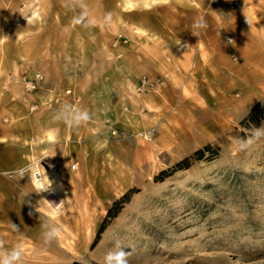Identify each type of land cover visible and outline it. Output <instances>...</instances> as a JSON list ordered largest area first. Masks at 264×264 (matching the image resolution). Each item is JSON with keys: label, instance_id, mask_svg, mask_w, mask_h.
<instances>
[{"label": "rangeland", "instance_id": "rangeland-1", "mask_svg": "<svg viewBox=\"0 0 264 264\" xmlns=\"http://www.w3.org/2000/svg\"><path fill=\"white\" fill-rule=\"evenodd\" d=\"M24 5L0 0L4 248L21 264H103L117 242L128 264H264V139L234 142L264 124L242 123L264 99V0ZM45 152L62 199L16 174ZM45 199L64 200L54 219Z\"/></svg>", "mask_w": 264, "mask_h": 264}, {"label": "clouds", "instance_id": "clouds-1", "mask_svg": "<svg viewBox=\"0 0 264 264\" xmlns=\"http://www.w3.org/2000/svg\"><path fill=\"white\" fill-rule=\"evenodd\" d=\"M152 2L155 6L166 4L168 0H152ZM206 26V23L201 18L194 27L197 29H202ZM192 34L198 36V32L196 31H194ZM80 120H88V113L86 111L82 112L77 118V126H79ZM260 139H264V124H262L260 127H254L250 130V133L243 138H234V142L240 150H245L249 148L255 141ZM45 158H49L47 152L43 153L42 159L29 161L24 167L16 170V174L21 179L27 177L33 182V187L36 193L49 192L53 190V182L46 174L42 175L39 171L41 161H43ZM48 205L50 209V211L48 212V216L51 219H54L57 215L60 214V211L64 206V200H61L59 203L48 201ZM36 211L39 212L40 209L36 208ZM32 214V212H29L30 216ZM61 233V227L55 224L47 223L43 226L42 236L45 243H51L54 240H59L61 238ZM3 245V240H0V264H21L22 256L24 254L23 246L21 244H16L9 250L5 249ZM129 255L130 253L126 251L119 242H117L116 246L113 249H110L104 255L103 264H128Z\"/></svg>", "mask_w": 264, "mask_h": 264}, {"label": "bare ground", "instance_id": "bare-ground-1", "mask_svg": "<svg viewBox=\"0 0 264 264\" xmlns=\"http://www.w3.org/2000/svg\"><path fill=\"white\" fill-rule=\"evenodd\" d=\"M36 2H38V0H25V5L21 10V12L24 14V16H27L29 14H31V16H33V15L37 14V12L35 10H33L32 12L30 11L27 14H25L30 9V7H32ZM150 2H152V0H150ZM260 77H264V74H261ZM50 137H51V139H50ZM53 138H54L53 133L51 131H48L45 139L46 140H52ZM39 171L41 172L42 175L46 174L49 177V179L53 182L52 183V189L53 190L49 191V192L54 193V195H56L60 199H62L61 198V185L63 183V177H62V174L56 170L55 162H53L49 159H45L43 161V164L41 165V168H39ZM49 192H43V193H41V195L46 197V194H48ZM46 201L48 202L47 199H46Z\"/></svg>", "mask_w": 264, "mask_h": 264}, {"label": "trees", "instance_id": "trees-1", "mask_svg": "<svg viewBox=\"0 0 264 264\" xmlns=\"http://www.w3.org/2000/svg\"><path fill=\"white\" fill-rule=\"evenodd\" d=\"M264 116V99L263 101H259L257 102L250 110L249 114L247 115V117L242 121V123L247 126V127H251V126H257L259 120L261 119V117ZM197 154L201 153V150H198L196 152ZM187 162V159L182 160L181 162L176 164V168H179L181 166H183L185 163ZM124 197V196H123ZM122 197V198H123ZM109 216V214H108Z\"/></svg>", "mask_w": 264, "mask_h": 264}]
</instances>
